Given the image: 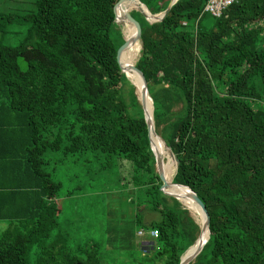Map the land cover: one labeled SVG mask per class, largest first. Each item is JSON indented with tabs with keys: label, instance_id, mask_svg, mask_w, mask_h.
I'll use <instances>...</instances> for the list:
<instances>
[{
	"label": "trees",
	"instance_id": "16d2710c",
	"mask_svg": "<svg viewBox=\"0 0 264 264\" xmlns=\"http://www.w3.org/2000/svg\"><path fill=\"white\" fill-rule=\"evenodd\" d=\"M117 1L17 0L0 10V264L107 263L97 242L58 231L62 183L49 151L96 152L98 170L112 157L130 163L131 221L157 232L142 244L143 264H179L200 233L160 190L140 90L117 61ZM141 1L154 14L170 2ZM207 2L177 0L155 23L131 11L142 29L136 65L155 130L179 159L173 183L210 215V237L189 264H264V0H237L219 17ZM10 33L15 44L4 41Z\"/></svg>",
	"mask_w": 264,
	"mask_h": 264
},
{
	"label": "rangeland",
	"instance_id": "374dc122",
	"mask_svg": "<svg viewBox=\"0 0 264 264\" xmlns=\"http://www.w3.org/2000/svg\"><path fill=\"white\" fill-rule=\"evenodd\" d=\"M16 1L0 0V10L14 6ZM11 36L13 33L5 37L7 44H15L9 39ZM114 39L117 44L122 43V32ZM62 157L60 152L49 151L45 155L49 160L48 169L62 183L54 200L60 208L58 231L67 235L72 243L94 241L100 244L106 264H143L142 244L146 247L149 235L155 238L157 232L144 228L140 235L131 221L132 210L126 200L134 195L124 184L131 176L130 163L122 164L120 159L112 157L116 165L112 163L109 169L98 170L103 158L92 151L81 157L65 156L62 162L53 163ZM53 166L56 167L52 169ZM150 217L148 215L146 220Z\"/></svg>",
	"mask_w": 264,
	"mask_h": 264
},
{
	"label": "water",
	"instance_id": "95a60500",
	"mask_svg": "<svg viewBox=\"0 0 264 264\" xmlns=\"http://www.w3.org/2000/svg\"><path fill=\"white\" fill-rule=\"evenodd\" d=\"M176 1L177 0H170L168 6L166 7V9L164 11L154 14L148 9V7L141 0H118L117 3L114 5V14H115L114 21L116 23H119L122 21L131 23L134 30H135L132 36H130L129 38H124V42L118 48V50H117V61L119 63L121 71L124 74H125L126 70L133 71L137 75H139V78L141 80V86H140V92L138 94V98H139L141 105H142V108H143L144 118H145V121L147 124L149 142H150L151 148H152L154 155H155L157 171H158L160 180L162 182V184L160 186V190L165 195H168V196H171V197L178 199V197L176 195L167 191L170 184L172 183L174 185H178L180 187L186 188V193H187L186 195L188 197H190V199L193 201L195 206L198 208V210L203 215L202 224H200L197 221L200 224V233H199L197 239L195 240V242L191 246H189L187 248V250L184 252V254L181 256V261L179 263V264H189L202 251L204 245L206 244V242L208 241V239L210 237V229H209L210 215H209V212H208L204 202L201 200V198L197 195V193L193 189H191L189 186L184 185V184L173 183V181L170 183L167 180L165 171L163 169L164 158L161 155V153H159L156 146L154 145L153 135H155L157 138L162 140L164 142L165 146L168 148V154L173 159L176 170H177V167L179 165V159L174 154L172 149L166 144V142L163 140V138L155 130V122H154V117H153V110H154L153 101H152V98L149 94L147 81H146V78L144 76V73L136 65L137 61L135 63H131V64L128 63L125 66H123L121 63V57L123 55V52L127 48H129L133 44H135L137 41H141V34H142L141 25H140L139 21L135 17H133V15L131 14V11L137 10L146 18V20L149 23H155V22L162 21L167 16L172 5ZM133 2H137L141 6H138L135 4L136 6L133 5L131 8H125V7L123 8L124 3H126V5H128V4H131ZM120 5H122V8H121L120 13H119L117 8ZM149 103L151 105V111H150ZM206 230H208L207 239H205L203 236L204 232Z\"/></svg>",
	"mask_w": 264,
	"mask_h": 264
},
{
	"label": "bare ground",
	"instance_id": "6f19581e",
	"mask_svg": "<svg viewBox=\"0 0 264 264\" xmlns=\"http://www.w3.org/2000/svg\"><path fill=\"white\" fill-rule=\"evenodd\" d=\"M135 4L138 5V6H141L137 2H133V3L128 4V5H126V3L123 4V8L124 7L125 8L126 7L127 8H131V7H128V6H133V5L136 6ZM121 8H122V5L119 6L118 9H117L119 13H120ZM117 27L121 30L124 38H129L130 36L133 35L130 32H133L134 33V31H135L134 28L128 26L125 21H122V22L117 23ZM136 46H137L138 50H137ZM141 48H142L141 41H137L131 47L127 48L123 52V55L121 57V63H122V65L125 66L128 63H130V64L131 63H135L138 60V58L140 57V55H141ZM125 75L127 76L128 81L131 84H133L136 88H138L140 90L141 80L139 78V75H137L135 72L129 71V70H126L125 71ZM131 76H133L134 78H136L137 81L134 80L133 78H131ZM139 92L140 91H137L138 94H139ZM149 106H150V111H151V105H150V103H149ZM153 140H154V145L156 146V148L158 149L159 153H161V155L164 158L163 169L165 171L167 180L171 183L173 181V178H174V175H175V172H176L174 161L169 156V154H168V148L165 146L164 142L162 140H160L159 138H157L155 135H153ZM160 141L163 143V145L167 149L160 143ZM171 190L172 191H176V192H186V188H182V187H170L169 186L168 189H167V191L170 192V193H173V192H171ZM173 194L176 195L177 197H185L187 199V200H184V199L178 198L181 201V203L185 207H187L195 215L196 220L200 224H202L203 215L198 210V208L195 206V204L190 199V197H188L186 194H177V193H173ZM203 236H204L205 239H207V237H208V230H206L204 232V235Z\"/></svg>",
	"mask_w": 264,
	"mask_h": 264
},
{
	"label": "built area",
	"instance_id": "2783aa9c",
	"mask_svg": "<svg viewBox=\"0 0 264 264\" xmlns=\"http://www.w3.org/2000/svg\"><path fill=\"white\" fill-rule=\"evenodd\" d=\"M237 0H208L205 5V11L210 12L214 16H221L224 9ZM140 235H143V230L138 231Z\"/></svg>",
	"mask_w": 264,
	"mask_h": 264
}]
</instances>
